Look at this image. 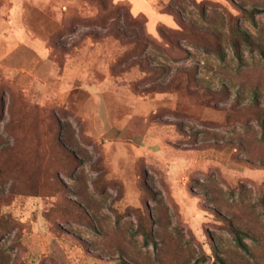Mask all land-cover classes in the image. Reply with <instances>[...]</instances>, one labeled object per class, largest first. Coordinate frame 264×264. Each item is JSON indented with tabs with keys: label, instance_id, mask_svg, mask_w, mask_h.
I'll return each instance as SVG.
<instances>
[{
	"label": "rangeland",
	"instance_id": "374dc122",
	"mask_svg": "<svg viewBox=\"0 0 264 264\" xmlns=\"http://www.w3.org/2000/svg\"><path fill=\"white\" fill-rule=\"evenodd\" d=\"M263 213L264 0H0V264H264Z\"/></svg>",
	"mask_w": 264,
	"mask_h": 264
},
{
	"label": "trees",
	"instance_id": "16d2710c",
	"mask_svg": "<svg viewBox=\"0 0 264 264\" xmlns=\"http://www.w3.org/2000/svg\"><path fill=\"white\" fill-rule=\"evenodd\" d=\"M254 12L255 11H253V10H250L248 12L250 18H252L251 14L254 13ZM230 32L233 34V36H236V37L240 38L245 44L252 46V42L250 41L249 36L244 31H241V30H239L237 28H234V29H230ZM256 48H258V47H256ZM234 54H235L236 59L240 62L241 55H240V53H238L237 49H234ZM259 54H261V49H259ZM263 217H264V213H263ZM235 232L238 233L237 231H235ZM234 238H235L236 244L240 248L244 249L243 244L240 243L239 239L236 236Z\"/></svg>",
	"mask_w": 264,
	"mask_h": 264
}]
</instances>
